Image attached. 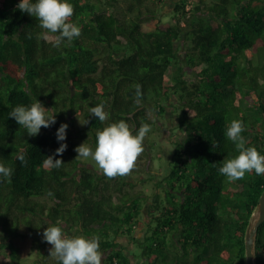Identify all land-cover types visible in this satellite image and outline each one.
Listing matches in <instances>:
<instances>
[{"label": "trees", "instance_id": "obj_1", "mask_svg": "<svg viewBox=\"0 0 264 264\" xmlns=\"http://www.w3.org/2000/svg\"><path fill=\"white\" fill-rule=\"evenodd\" d=\"M19 2L0 0V163L13 169L10 179L0 177V259L21 260L13 241L22 235L20 225L37 232L32 248L43 252L44 229L59 223L98 236L102 264H244L245 229L264 175L229 181L219 168L238 154L225 135L233 119L243 122L247 146L264 155V0H179L170 21L154 10L147 18L141 10L119 17L99 10L100 0H69L81 35L58 48ZM180 49L192 78H184ZM171 93L185 136L174 141L167 186L140 239L132 233L141 226L142 200L121 189L123 178L108 179L75 159L73 136L58 141L56 132L81 116L95 144L98 129L121 119L135 134L142 122H153L150 109L164 111ZM35 99L56 112V122L29 136L9 113ZM102 101L103 123L90 114ZM61 143L67 148L54 159L64 164L46 167ZM21 151L26 164L16 158ZM42 195L52 203L39 200ZM118 235L134 239L144 260L133 262L114 242ZM255 253L256 264H264V220Z\"/></svg>", "mask_w": 264, "mask_h": 264}, {"label": "clouds", "instance_id": "obj_2", "mask_svg": "<svg viewBox=\"0 0 264 264\" xmlns=\"http://www.w3.org/2000/svg\"><path fill=\"white\" fill-rule=\"evenodd\" d=\"M16 7L21 12H26L38 21L39 27L45 30L46 38L53 47H60L65 41L70 44L81 35L78 24L71 22L74 7L69 0H20ZM48 34H51L50 36ZM29 38H31L29 34ZM135 102L140 105L142 98L141 85L135 86ZM55 111L46 109L43 104L35 99L30 106L17 105L9 113L20 127L26 130L29 136L39 134L42 127L48 128L55 124ZM91 116L101 123L108 119L104 109V102L90 108ZM81 122V121H80ZM87 122L81 123L86 124ZM68 125L61 123L57 129L58 141L66 140ZM151 131L150 125L141 123L138 130H133L125 120L121 119L96 131V144L93 150L89 145L82 143L75 148L77 158L94 161L98 171L108 179L131 175L136 166V161L144 151L143 141ZM244 124L241 120L233 119L226 127L225 135L235 145L238 153L232 158L224 160L219 168V173L229 181L242 180L246 173L254 172L256 175H264V155L255 146H247L248 142L242 135ZM66 143H61L53 156H47L44 161L46 167L59 169L64 162L54 159L55 155H62L66 150ZM22 164H26L23 151L16 157ZM13 169L0 163V177L10 179ZM49 195H52L49 192ZM43 239L50 244V256L59 264H102V253L98 236L86 238L83 235L68 236L62 226L48 225L43 231Z\"/></svg>", "mask_w": 264, "mask_h": 264}, {"label": "rangeland", "instance_id": "obj_3", "mask_svg": "<svg viewBox=\"0 0 264 264\" xmlns=\"http://www.w3.org/2000/svg\"><path fill=\"white\" fill-rule=\"evenodd\" d=\"M177 1L179 0H163L161 5H156L154 0H112L111 3L107 0H100V4L97 3V6L99 10L107 9L119 17L131 16L138 10H141L143 17L147 18L152 14V10H154L157 11V15L162 21H170L173 6ZM187 1L194 2L195 0ZM181 50L178 51L179 61L183 70H185L184 72H187V74H183L184 78L189 79L192 78V75L189 73L190 68L186 65ZM254 62H261L257 54H255ZM163 103L165 109L162 113H158L156 109H150L149 111V117L153 120L149 124L151 131L143 141L144 151L136 161L134 170L131 175L120 177L125 180V183L121 184V189L127 190L130 193L135 192L139 201L140 199L142 200L141 226L135 227L132 233L133 236L140 239L148 232L149 225L154 223L151 216L153 205L157 196L164 194V187L167 186L163 175L169 171L170 158L175 148L174 141L181 140L185 136L177 125L176 114L179 102L176 95L171 93L164 99ZM84 122L81 116L75 117L72 125L67 127L66 133L69 132L73 136L74 142L77 144L76 147L85 143L94 150L95 143L92 140V133L86 129L87 123L81 124ZM77 155L78 153L76 152ZM81 161L86 167L96 171L98 174H102L98 171L94 161L90 159H81ZM118 177L115 179H118ZM38 199L45 201L46 204L52 203V198L47 195H42ZM153 213H156V210ZM45 224L47 225L48 223ZM62 228L64 233L70 237L83 235L81 231L71 229L63 224ZM19 230L22 232V235L15 237L13 241L19 247L18 252L21 260L7 262L6 257H3V259L1 258L2 260L0 259V264H53L56 259L50 256L49 250L52 246L46 242L43 252L34 250L32 248V239L37 232L29 230L24 224L20 225ZM114 242L118 243V247H121L124 253L131 257L133 262L144 260L140 258L139 244L129 235H118L114 238ZM136 254H138V257L134 256Z\"/></svg>", "mask_w": 264, "mask_h": 264}, {"label": "water", "instance_id": "obj_4", "mask_svg": "<svg viewBox=\"0 0 264 264\" xmlns=\"http://www.w3.org/2000/svg\"><path fill=\"white\" fill-rule=\"evenodd\" d=\"M264 220V188L250 215L244 234V264H256L255 240L259 224Z\"/></svg>", "mask_w": 264, "mask_h": 264}]
</instances>
